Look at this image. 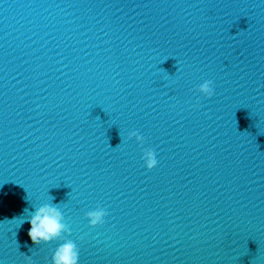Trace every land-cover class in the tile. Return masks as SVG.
<instances>
[{
	"label": "water",
	"instance_id": "water-1",
	"mask_svg": "<svg viewBox=\"0 0 264 264\" xmlns=\"http://www.w3.org/2000/svg\"><path fill=\"white\" fill-rule=\"evenodd\" d=\"M44 203L79 264H264V0H0V264Z\"/></svg>",
	"mask_w": 264,
	"mask_h": 264
},
{
	"label": "clouds",
	"instance_id": "clouds-1",
	"mask_svg": "<svg viewBox=\"0 0 264 264\" xmlns=\"http://www.w3.org/2000/svg\"><path fill=\"white\" fill-rule=\"evenodd\" d=\"M198 91L207 97H212L215 94L213 81L205 80L198 86ZM131 137H135L141 145L145 142V137L138 130L130 132L129 138ZM143 159L149 170L158 164L157 153L153 148L144 151ZM107 215L108 210L101 206H97L94 210L86 213L90 225L93 227L104 224ZM30 224L28 235L35 244L54 240L63 241L54 251L51 258L52 264H79L80 248L73 239L65 235H70L71 228L66 222L59 204L44 203L35 208L30 217ZM29 260H31V257H29Z\"/></svg>",
	"mask_w": 264,
	"mask_h": 264
}]
</instances>
